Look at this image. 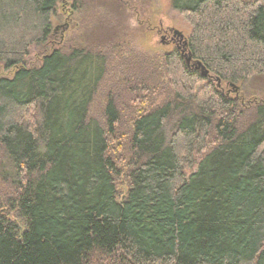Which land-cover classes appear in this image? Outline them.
I'll list each match as a JSON object with an SVG mask.
<instances>
[{
    "label": "trees",
    "instance_id": "obj_1",
    "mask_svg": "<svg viewBox=\"0 0 264 264\" xmlns=\"http://www.w3.org/2000/svg\"><path fill=\"white\" fill-rule=\"evenodd\" d=\"M62 1L0 0V264H264V0H169L148 62L137 0Z\"/></svg>",
    "mask_w": 264,
    "mask_h": 264
},
{
    "label": "rangeland",
    "instance_id": "obj_2",
    "mask_svg": "<svg viewBox=\"0 0 264 264\" xmlns=\"http://www.w3.org/2000/svg\"><path fill=\"white\" fill-rule=\"evenodd\" d=\"M70 1L63 0L57 7L58 14L64 17L69 15V7L67 6ZM131 25L126 30H121L123 34V45L125 46L129 57L140 61H152L160 58L161 56L172 51L175 47L169 40L173 37V32L182 36L183 39L187 38L190 33V27L185 21L184 17L174 11L170 6L169 0H137L135 7L131 10ZM64 22H57L55 18L52 19L51 25L55 32L54 42H62V31L60 25ZM72 28L76 26V21L71 22ZM61 34V35H60ZM67 35V34H65ZM68 36V35H67ZM165 36L166 39L162 40ZM41 52L32 47L30 54L26 59V66H39ZM13 71H5L0 66V77L11 79ZM114 73L106 80L107 86H110L115 81ZM262 84L252 83L248 88V95L250 99H264V78L261 80ZM254 84V85H253ZM242 87V85L240 86ZM225 90V86H221ZM105 90L102 89L95 99L90 108V116L97 118L99 116V107L102 104L101 97L104 95ZM230 97H234V93L230 92ZM127 121V118H123ZM198 158V157H197Z\"/></svg>",
    "mask_w": 264,
    "mask_h": 264
},
{
    "label": "flooded vegetation",
    "instance_id": "obj_3",
    "mask_svg": "<svg viewBox=\"0 0 264 264\" xmlns=\"http://www.w3.org/2000/svg\"><path fill=\"white\" fill-rule=\"evenodd\" d=\"M165 39H166V37L163 36L162 40H165ZM182 41H183L182 36L180 34L176 33V32H173V37H171L170 40H169V42L174 44V47H176V48L180 47ZM226 92H227L226 94L228 95V93H230V92H233L235 94L238 91L237 90H231L230 91V89H227Z\"/></svg>",
    "mask_w": 264,
    "mask_h": 264
},
{
    "label": "water",
    "instance_id": "obj_4",
    "mask_svg": "<svg viewBox=\"0 0 264 264\" xmlns=\"http://www.w3.org/2000/svg\"><path fill=\"white\" fill-rule=\"evenodd\" d=\"M187 61H188V59H187ZM196 68H199V69L203 70L202 71V76L203 77H207L208 76L206 71L201 67V65L199 63H196Z\"/></svg>",
    "mask_w": 264,
    "mask_h": 264
}]
</instances>
